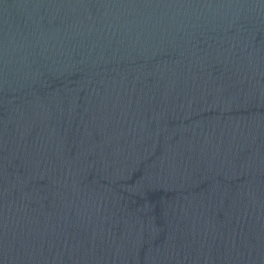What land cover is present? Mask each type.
I'll return each instance as SVG.
<instances>
[{
	"label": "water",
	"instance_id": "95a60500",
	"mask_svg": "<svg viewBox=\"0 0 264 264\" xmlns=\"http://www.w3.org/2000/svg\"><path fill=\"white\" fill-rule=\"evenodd\" d=\"M0 264H264V0H0Z\"/></svg>",
	"mask_w": 264,
	"mask_h": 264
}]
</instances>
